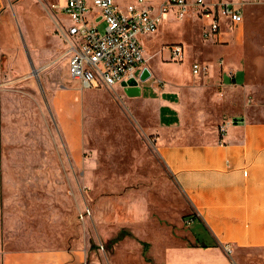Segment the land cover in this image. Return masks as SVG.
Here are the masks:
<instances>
[{
  "label": "crops",
  "instance_id": "1",
  "mask_svg": "<svg viewBox=\"0 0 264 264\" xmlns=\"http://www.w3.org/2000/svg\"><path fill=\"white\" fill-rule=\"evenodd\" d=\"M134 1L125 3V8ZM165 16L161 15L156 32L140 36V42L142 37L152 35L158 42L148 47L145 55L150 76L138 81L140 95L131 98L159 105L157 152L193 210L187 218L188 232L164 235L166 243L158 264H241L245 253L264 249V103L245 97L247 86L239 51L243 45L219 47L223 56L220 60L198 52L200 62H190L182 45L184 57L176 61L169 46L180 42L167 44L173 39L165 32ZM241 25L232 29L224 26L218 39L206 40L220 41ZM53 30L46 1L0 0V87L31 76L27 56L37 72L46 68L52 55ZM194 62L206 66V70L193 73ZM7 94L12 100L19 97L13 87L0 92L1 120L10 108ZM58 96L64 100L55 98L51 103L67 151L58 153L57 158L79 160L81 107L66 90ZM28 115V111L16 110V136L8 138L16 137V143L20 142L22 127H28ZM222 124L224 131L219 130ZM3 130L0 138L3 133L6 137ZM22 158L54 159L49 152L37 155L16 151V163ZM6 159V153L0 152V160ZM46 166L39 170L21 169L18 164L16 168L0 167V264H104L90 246L58 242L70 238L58 225L55 227V222L79 219L75 211L78 203L63 199L59 191L63 180L53 178L62 176L61 172L70 176L68 169H54L51 162ZM32 172H40L34 177H43L42 183L38 187L35 178L29 194L20 192L25 183L20 175L28 173L30 178ZM31 219L57 220L35 229L26 226L31 225ZM150 261L146 260L152 264Z\"/></svg>",
  "mask_w": 264,
  "mask_h": 264
},
{
  "label": "rangeland",
  "instance_id": "2",
  "mask_svg": "<svg viewBox=\"0 0 264 264\" xmlns=\"http://www.w3.org/2000/svg\"><path fill=\"white\" fill-rule=\"evenodd\" d=\"M43 1L48 8L51 2L57 0ZM115 1L125 10V3L132 0ZM163 1L147 0L156 15ZM165 14L167 21L163 26L168 25L166 36L173 39L167 44L182 43L190 62L201 61L198 52L220 60L223 56L219 47L232 43L243 45L239 51L247 86L245 97L264 103V0H248L242 25L217 42L203 37L201 22L191 11L183 18L177 17L172 10ZM104 26L100 23L99 30L103 31ZM53 35L52 55L42 72L0 87L1 93L9 87L16 88L19 96L12 100L7 94V99H11L8 100L10 108L5 112L4 120L0 119V137L1 128L6 130V137L3 133L0 138V152L6 153L8 158L0 160L4 163L0 167L16 168L18 164L21 169L39 170L48 168L46 164L51 162L54 169H68L70 176L66 177L61 172L62 176L53 178L63 180L59 182L63 199L70 204L78 203L75 211L79 219H31V225L26 226L36 229L45 222L57 220L55 227L58 225L70 238L58 242L90 246L104 264H148L142 254V242H146L149 243L146 256L152 264H158L160 250L166 243L164 235L188 232L187 218L193 210L157 152L159 105L148 99L134 100L117 86L82 87L67 72L65 43L55 37L54 30ZM141 42L147 56L148 47L155 46L158 37H142ZM65 90L81 107L82 147L79 160L61 161L57 158L58 153H65L67 149L51 101L55 98L64 100L63 96L57 95L65 93ZM16 110L29 112L28 127H22L24 135L18 143L16 137H7L16 136ZM16 151L37 155L49 152L54 159L22 158L16 163ZM39 173L32 172L30 178L28 173L21 174L20 180L25 183L20 192L29 194L27 191L32 190L35 178L39 187L43 177H34ZM120 233L122 236L118 238ZM240 263L264 264V249L245 253Z\"/></svg>",
  "mask_w": 264,
  "mask_h": 264
},
{
  "label": "built area",
  "instance_id": "3",
  "mask_svg": "<svg viewBox=\"0 0 264 264\" xmlns=\"http://www.w3.org/2000/svg\"><path fill=\"white\" fill-rule=\"evenodd\" d=\"M248 0H164L158 15L145 0H135L122 10L115 0H57L48 6L54 34L66 45L68 74L84 88H113L122 81H137L146 57L140 42L143 34L156 32L162 14L174 11L183 18L189 11L202 21L205 39H218L222 27L235 28L243 21ZM104 23L103 31L99 24ZM171 57L181 61L182 44L169 46ZM222 60L220 61V63ZM206 66L194 62L192 72ZM224 131V124L219 126ZM82 217V215H81ZM230 253L231 249L227 248Z\"/></svg>",
  "mask_w": 264,
  "mask_h": 264
},
{
  "label": "water",
  "instance_id": "4",
  "mask_svg": "<svg viewBox=\"0 0 264 264\" xmlns=\"http://www.w3.org/2000/svg\"><path fill=\"white\" fill-rule=\"evenodd\" d=\"M28 59L29 61H31L29 56H28ZM30 63H31L30 65H31L32 73L34 75H37V71L34 65L32 64V62ZM149 76H150V71L148 70L147 67H143L139 74L138 80L142 82L146 80ZM120 85L128 96L140 95V86H139V82L136 79L131 78V79H128L127 81H122Z\"/></svg>",
  "mask_w": 264,
  "mask_h": 264
},
{
  "label": "trees",
  "instance_id": "5",
  "mask_svg": "<svg viewBox=\"0 0 264 264\" xmlns=\"http://www.w3.org/2000/svg\"><path fill=\"white\" fill-rule=\"evenodd\" d=\"M122 233H120L119 235H118V238H121V235ZM147 248H148V243H146V242H142V254L145 256L146 255V252H147ZM145 258H146V260H148V257H146L145 256Z\"/></svg>",
  "mask_w": 264,
  "mask_h": 264
}]
</instances>
